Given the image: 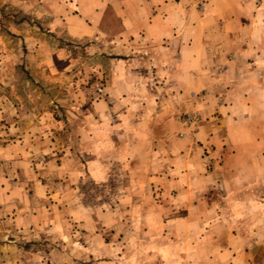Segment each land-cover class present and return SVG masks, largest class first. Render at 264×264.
Listing matches in <instances>:
<instances>
[{
    "label": "rangeland",
    "instance_id": "rangeland-1",
    "mask_svg": "<svg viewBox=\"0 0 264 264\" xmlns=\"http://www.w3.org/2000/svg\"><path fill=\"white\" fill-rule=\"evenodd\" d=\"M234 1L251 48L237 91L259 116L264 0ZM143 2L0 0V264H264V145L241 154L235 132L220 155L211 144L221 176L200 186L214 152L181 126L196 99L170 95L167 70L114 35L117 15H148Z\"/></svg>",
    "mask_w": 264,
    "mask_h": 264
},
{
    "label": "crops",
    "instance_id": "crops-1",
    "mask_svg": "<svg viewBox=\"0 0 264 264\" xmlns=\"http://www.w3.org/2000/svg\"><path fill=\"white\" fill-rule=\"evenodd\" d=\"M143 1L148 3L145 6L148 15H117L119 22L114 35L135 37V41L140 42V48L144 46L148 53V58L144 59L150 68L172 70L165 73L170 81V95L173 96L175 90L178 97L187 101L192 99L191 95L194 96L197 105L190 114L200 116L198 129L204 143L207 142L205 146L200 145V152H214L211 145L214 144L220 155L223 140L229 142L233 136L231 132L238 136L236 150L241 154L242 151L249 154L247 150L256 143L264 145V123L261 122L264 113L260 111L258 116L257 108L249 104L246 94H238L237 91L238 85L244 83L247 76L241 66L242 53L249 52L251 48L240 40L242 28L235 27L238 21L236 8L232 5L235 1L206 0L203 12L193 7L186 8L178 1L170 0L169 4L157 8L152 0H140ZM100 11V24H103L107 15H103V7ZM88 18L84 16L82 21H78L79 17L75 19L80 22L83 34L92 32L93 27L86 22ZM221 79L231 85L228 104L220 88ZM122 81L125 83L126 78ZM203 106H206L207 112L205 109L201 111L200 108H205ZM254 109L256 113H253ZM204 115L212 117L210 122H205ZM202 122L203 127L200 125ZM181 126L184 127L183 123ZM206 138H210L211 142ZM237 151L233 158L236 156L237 159L240 155ZM216 156L214 152L200 157L202 188H207L221 176L218 170L222 162ZM233 158L227 159L224 165L231 168L243 161L240 159L232 163Z\"/></svg>",
    "mask_w": 264,
    "mask_h": 264
},
{
    "label": "built area",
    "instance_id": "built-area-1",
    "mask_svg": "<svg viewBox=\"0 0 264 264\" xmlns=\"http://www.w3.org/2000/svg\"><path fill=\"white\" fill-rule=\"evenodd\" d=\"M198 5L201 11H204L205 9V1L203 2V0H199L198 1ZM200 116L197 114H190L187 115L186 117L183 118L182 123L184 126L186 127H190L193 129V135H195V133L198 132V125L200 122Z\"/></svg>",
    "mask_w": 264,
    "mask_h": 264
}]
</instances>
